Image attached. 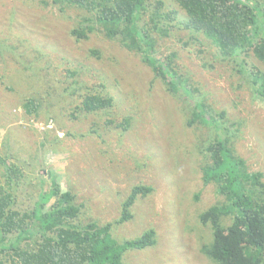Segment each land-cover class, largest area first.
I'll return each instance as SVG.
<instances>
[{"label": "rangeland", "instance_id": "1", "mask_svg": "<svg viewBox=\"0 0 264 264\" xmlns=\"http://www.w3.org/2000/svg\"><path fill=\"white\" fill-rule=\"evenodd\" d=\"M164 1L167 12L185 19ZM76 17L49 0H0L1 184L3 162L17 165L25 180L14 187L17 205L27 211L55 180L83 205L80 219L99 224L116 222L134 187H150L135 200L131 220L112 226V237L122 242L152 229L156 243L127 251L123 263L215 264L204 253L213 229L200 216L223 198L202 180V148L228 141L264 183V102L210 41L177 19L161 24L165 35L152 32L153 57L182 77L189 96L180 86L169 94L166 86L176 80L157 78L139 55L102 32L77 40L71 34ZM89 90L111 98L113 106L95 114L79 111L80 95ZM28 98L38 99L41 109L28 114ZM200 101L225 114L227 130L188 124ZM230 224L231 218L223 219L225 227Z\"/></svg>", "mask_w": 264, "mask_h": 264}, {"label": "trees", "instance_id": "2", "mask_svg": "<svg viewBox=\"0 0 264 264\" xmlns=\"http://www.w3.org/2000/svg\"><path fill=\"white\" fill-rule=\"evenodd\" d=\"M49 1L60 12L75 13L77 22L71 34L77 40H87L90 34L102 32L139 55L157 78L176 80V84H167L169 94L182 87L189 96L191 91L185 89L182 77L166 60L161 64L153 57L156 41L152 32L165 35L168 29L161 24L170 26L177 19L184 30L210 41L220 58L233 63L253 93L264 102V71L251 61L253 58L264 65V0H170L185 14L184 20H179L175 12H167L164 0ZM3 43L0 39L1 48ZM31 100L25 102L28 114L41 109L38 99ZM79 101L78 110L85 114L113 106L111 98L91 90L81 94ZM198 122L218 131L227 130L225 114L214 113L202 101L188 124ZM127 124L120 127L127 128ZM202 151H206L202 180L205 185L214 184L223 198L222 204L200 216L201 223L213 229L211 245L204 248V253L215 264H264L262 174L249 172L245 162L232 153L228 141L217 140ZM3 165L6 176L5 184L0 182V264H124L122 257L127 251H142L155 245L152 229L122 242L112 237V226L131 220L135 200L147 196L152 191L150 187H134L113 224L84 222L80 219L83 205H77L75 196L63 191L52 179L50 188L38 193L33 208L22 210L17 205L19 196L14 187L19 189V184L25 181L23 172L17 165L5 166L4 162ZM226 218H231L228 227L223 225Z\"/></svg>", "mask_w": 264, "mask_h": 264}]
</instances>
